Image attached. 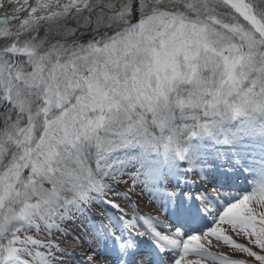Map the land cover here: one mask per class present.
Returning <instances> with one entry per match:
<instances>
[{"label": "snow or ice", "instance_id": "6c2138e0", "mask_svg": "<svg viewBox=\"0 0 264 264\" xmlns=\"http://www.w3.org/2000/svg\"><path fill=\"white\" fill-rule=\"evenodd\" d=\"M0 264H264V0H0Z\"/></svg>", "mask_w": 264, "mask_h": 264}, {"label": "bare ground", "instance_id": "6f19581e", "mask_svg": "<svg viewBox=\"0 0 264 264\" xmlns=\"http://www.w3.org/2000/svg\"><path fill=\"white\" fill-rule=\"evenodd\" d=\"M255 179H258V177H255Z\"/></svg>", "mask_w": 264, "mask_h": 264}]
</instances>
